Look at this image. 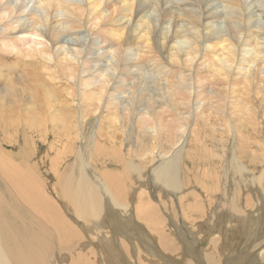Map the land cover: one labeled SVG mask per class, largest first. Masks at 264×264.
<instances>
[{"label": "bare ground", "instance_id": "6f19581e", "mask_svg": "<svg viewBox=\"0 0 264 264\" xmlns=\"http://www.w3.org/2000/svg\"><path fill=\"white\" fill-rule=\"evenodd\" d=\"M19 1L0 0V264L63 245L70 264H264L246 248L264 236V0ZM31 134L71 135L53 193L77 226L40 188L49 158L6 150Z\"/></svg>", "mask_w": 264, "mask_h": 264}, {"label": "rangeland", "instance_id": "374dc122", "mask_svg": "<svg viewBox=\"0 0 264 264\" xmlns=\"http://www.w3.org/2000/svg\"><path fill=\"white\" fill-rule=\"evenodd\" d=\"M21 4V2L19 1L18 2V0H15V4H14V8L16 9L18 6H21L20 5ZM33 9H32V7H30L29 8V11H32ZM25 17V18H24ZM24 17H23V21L24 22H26V18H28V16L27 15H24ZM3 29V28H2ZM73 39V38H72ZM69 40V41H68ZM76 40V39H75ZM75 40H71V38L70 37H66V42L68 41V45L70 46V47H72L73 45H77V43H79V41L80 40H78L77 39V41H75ZM82 41H83V39H82ZM87 44V43H86ZM67 45V46H68ZM101 48V47H100ZM98 53V55L99 54H101V53H103L102 52V50L100 51V52H97ZM96 58V57H95ZM95 58L93 57V56H91L90 57V59L91 60H95ZM94 64V65H93ZM93 69H91V72L93 73L97 68H98V66H99V64H105L104 62H93ZM95 67H97V68H95ZM90 72V73H91ZM138 72H135V75L137 76H135V81L133 80V81H131V80H128V81H126L125 83H124V85H125V90H128L127 91V93H129V85L130 86H133L132 85V83H138V81H140L141 80V76H139L138 74H137ZM148 78V80L146 81V83H147V85H148V89H149V93H151V94H149V95H153V92L155 93V84H153V82H152V78H154V76L150 73V71H146V73H143V78L142 79H145V78ZM139 79V80H138ZM163 83L165 84V82L163 81ZM112 85V84H111ZM210 89V88H209ZM155 90V91H154ZM157 92V91H156ZM24 94H26V93H24ZM144 94H147L146 92H144ZM124 95H127V94H118V96H121V97H123ZM125 97V96H124ZM24 98H26V97H24ZM155 98H157V97H155ZM125 99V98H124ZM147 100H149V98H148V96H146V101ZM125 101V100H124ZM4 132V131H3ZM8 132H10L9 130H7V132H4L6 135H4L3 133H1L0 134V138L3 136V137H7L8 136ZM31 133H34L33 131H31ZM17 134H20V131L19 132H17ZM50 135V134H49ZM44 136V138H46V140H49L48 138H50V142H51V140H52V138H51V135L50 136ZM30 136V135H29ZM31 136H34L33 138L32 137H30V138H32V139H29L28 140V146H25V145H23V144H25L24 142H23V140L25 139V138H21L20 137V140H21V143H18V144H16L12 139V143L11 144H7L8 145V148L7 147H5L6 148V150L9 152V151H11L12 153H16L17 151H22V157H24V158H26V156L28 155H30V154H34L35 152L37 153L35 156L34 155H32L31 157H33V161H30V162H34V165L36 164V163H38V159L40 160V159H43V161L46 159V157H47V159L49 158L50 159V161L51 160H54L56 157H57V155H58V153L59 152H61V151H66L65 152V154H63L62 156V158L61 159H59L58 160V162H56V164L55 165H52V166H50L51 165V162L50 161H48V160H46V164L47 163H49V164H45V165H43V166H41L40 168H39V166H40V164L37 166V165H35V167L38 169H36L37 170V172H38V176H39V178H40V180L41 181H43L42 182V186H40V188H41V190H42V192H43V194L45 195V197L46 198H49V199H51V200H53L56 204H57V206L61 209V211H62V213H63V215L65 216V218L71 223V225L74 223V226H77V225H75V218L73 219L72 218V214L71 213H68V210H67V208L65 207V206H63V204H61L60 203V201H59V197L57 198V196H54V193L53 192H55V191H58V189L60 188L61 189V185H63V183H64V179L66 178V177H64L63 178V175H64V173L66 172L67 173V171H68V174L70 173V171H72V169L74 170V172H76L77 171V169L75 168V167H77V166H73L74 165V155H71L72 154V137H71V135H70V137L68 138V139H70V141H69V143H67V141L65 142L64 140H61L60 141V143L58 142V143H54L53 145H51V146H49L50 144H48L47 142H43L42 140H43V138H40V140L38 139V137L36 136L35 137V135H33V134H31ZM188 136H189V134H186V138H184V140L186 141V139L188 138ZM13 138L14 139H16V136H15V134L13 135ZM30 141V142H29ZM38 141V142H37ZM52 141H54V140H52ZM36 142V143H35ZM42 144H41V143ZM56 142V141H55ZM85 141L83 140V141H81V144H79V148L81 149V147H82V145H84L85 143H84ZM187 142V141H186ZM23 143V144H22ZM31 143H33V145L31 144ZM20 144L22 145V146H20ZM58 144V145H57ZM62 144V145H61ZM185 142L182 140L181 141V143L179 144V146H177L178 148H182V147H186L185 146ZM26 145H27V143H26ZM32 145V146H31ZM61 145V146H60ZM66 145V146H65ZM78 145V143L76 144V146ZM31 146V147H30ZM50 148H49V147ZM56 146H58V147H56ZM63 146V147H62ZM182 146V147H181ZM21 147H23V149L21 150ZM35 149H34V148ZM56 147V148H55ZM85 147V146H84ZM19 148V149H18ZM25 148V149H24ZM32 149V151L33 152H31V149ZM48 148H49V150H48ZM62 150H61V149ZM83 148V147H82ZM38 151H37V150ZM40 149V150H39ZM52 149H54V150H52ZM60 151H59V150ZM71 149V150H70ZM78 148L76 147L75 149H73V150H75V152H76V150H77ZM84 149V148H83ZM15 150H17V151H15ZM48 150V151H47ZM58 150V151H57ZM26 151V152H25ZM51 151V152H50ZM53 151H54V153H53ZM78 151V150H77ZM87 151V150H86ZM23 152H25V154H26V156H23ZM40 152V153H39ZM68 152V153H67ZM48 153V154H47ZM52 153V154H51ZM88 153V152H87ZM86 153V154H87ZM44 154V155H43ZM47 154V155H46ZM70 154V155H69ZM91 154V153H90ZM38 155L39 156H42V157H44V158H42V157H38ZM48 155H51V156H48ZM27 156V157H28ZM46 156V157H45ZM30 157V158H31ZM59 157V156H58ZM38 158V159H37ZM86 158H88V154L86 155ZM23 161H25V160H23ZM36 161V162H35ZM29 162V163H30ZM68 163H69V165H68ZM30 165V164H29ZM112 167L113 166H109V168H111L112 169ZM49 169V170H48ZM69 169V170H68ZM43 172H42V171ZM66 170V171H65ZM34 172H36L35 170H34ZM50 172V173H49ZM47 173V174H46ZM61 173H62V175H61ZM45 176V177H44ZM62 177V179H60V177ZM65 176H66V174H65ZM41 177H42V179H41ZM44 178V179H43ZM45 178H47V180L45 179ZM52 180V181H51ZM60 180V181H59ZM59 181V182H58ZM46 182V183H45ZM50 182V183H49ZM58 182V183H57ZM62 184H61V183ZM45 183V184H44ZM53 183H54V185H53ZM58 184V185H57ZM55 185H57V186H55ZM49 186V187H48ZM51 187V188H50ZM54 187V188H53ZM45 189V190H44ZM48 190H49V192H48ZM53 190V191H52ZM48 192V193H47ZM52 192V193H51ZM46 193H47V195H46ZM200 193V192H199ZM156 200V199H155ZM176 204H175V206L173 207V209H174V213L175 214H173L172 215V212H169V213H164L165 214V216L169 219V218H173V217H176L178 220L179 219H182V217H181V208L179 207V203H178V201H176L175 202ZM21 207H23V209L22 210H20V211H17V213L24 219V220H26L27 221V218H26V216H25V214H24V210L25 211H27L33 218L35 217V213L31 210V209H29L26 205H22ZM20 207V208H21ZM179 210V211H178ZM176 211V212H175ZM177 211L179 212V214L177 213ZM169 216H168V215ZM172 215V216H171ZM38 219H40L39 217H38ZM175 221H176V219L175 218H173ZM140 221V220H139ZM183 221V220H182ZM181 220H179V225H182V226H180V228H181V230H182V232L185 234V233H187V235H190V233L189 232H192L193 233V231H189L190 230V226H186L185 224H183V222H182ZM77 222V221H76ZM142 225H144V224H146L145 222H140ZM73 226V225H72ZM186 227V228H185ZM187 231V232H186ZM191 233V234H192ZM197 236V238L199 239V235H198V233L196 234ZM261 238L260 239H258V241H256V243L258 244H260L259 246L260 247H258V249H256V250H253V247L252 246H254V244L255 243H253L252 244V246H250V248L248 247V245H247V252L249 253V254H256V252H258V250H261V249H263L264 248V243H263V241H264V236H260ZM263 239V240H262ZM262 240V241H261ZM260 242H262V243H260ZM83 243V242H82ZM256 245V244H255ZM64 246H65V248H64ZM203 248L205 247V244H202L201 245ZM85 248V247H84ZM84 248H82V249H84ZM68 249V246L67 245H63L62 246V250H63V253H64V255H62L63 253H61V255L58 257V260H57V264H70L71 262H72V252H71V255H70V251L69 250H71V248H69V250H67ZM183 252V251H182ZM244 252V251H243ZM69 253V254H68ZM65 255H67V256H65ZM172 256H174V257H176L177 259H181L179 256H176V255H172ZM62 257V258H61ZM64 257L66 258L65 260H64ZM71 260V261H70Z\"/></svg>", "mask_w": 264, "mask_h": 264}]
</instances>
